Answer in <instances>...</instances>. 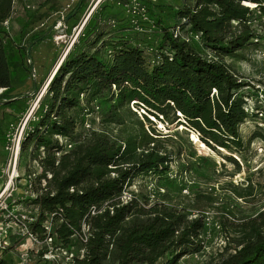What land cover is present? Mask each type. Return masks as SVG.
<instances>
[{
  "label": "trees",
  "instance_id": "1",
  "mask_svg": "<svg viewBox=\"0 0 264 264\" xmlns=\"http://www.w3.org/2000/svg\"><path fill=\"white\" fill-rule=\"evenodd\" d=\"M49 1L13 36L5 21L17 0H0V102L14 115L24 114L32 99L19 91L33 78L28 50L53 33L52 25L32 27ZM256 10L264 14V0H193L175 10L180 28L157 22L164 34L155 46L108 40L104 8L94 10L24 128L22 157L38 166L24 174L31 193L21 203L33 211L30 231L44 239L49 225L62 245L77 237L83 253L74 264H180L200 252L204 215L192 217L187 206L151 202L135 192L124 200L122 194L136 177L167 173L174 160L173 141L146 126L152 117L184 125L213 151L230 153L226 157L237 166L235 155L244 157L254 137L264 141L262 130L244 138L242 124L264 110L248 109L246 90L253 85L225 60L261 37L251 26ZM184 28L191 38L179 33ZM95 106L103 111L104 128L80 130ZM0 142L9 143L1 127ZM241 191L236 189L240 197L250 194ZM242 232L233 253L206 264H264L262 224L252 219ZM0 264H14L10 250Z\"/></svg>",
  "mask_w": 264,
  "mask_h": 264
},
{
  "label": "rangeland",
  "instance_id": "2",
  "mask_svg": "<svg viewBox=\"0 0 264 264\" xmlns=\"http://www.w3.org/2000/svg\"><path fill=\"white\" fill-rule=\"evenodd\" d=\"M45 1L17 0L14 4V14L8 24L10 33L18 36L28 17ZM79 1L51 0L36 14L37 18L32 27L38 28L41 22H45L43 28L50 29L52 25L54 29L48 38L31 48V61L27 54L26 60L33 72V78L29 79L19 91L32 98L28 110L24 114L14 115L10 107L0 102V127L6 129L9 142L5 144L0 142V194L5 192L1 200L15 205L16 207H13L15 213L32 215V209L21 203L22 198L31 193L28 191L29 180L24 174L28 166H35L38 169L36 162L33 163L30 159L22 157L20 146L24 128L38 108L40 99L47 90V86L45 89L44 86L53 70L67 50L77 41V35L87 21L88 14L99 7L104 8L107 30H111L107 37L110 41H118L125 37L138 43L146 41L145 45L142 43L143 46H155L164 34L157 22L166 23L170 26V30L180 28L182 22L176 16L175 10L193 2V0H140L146 5L147 15L136 18L137 25H134L130 15L121 10L115 0L100 2L86 0L84 8L78 10ZM26 4L33 6L34 9H26ZM245 4L256 6L251 2ZM94 6L96 8L93 10ZM256 13L257 19L251 22V26L261 37L253 40L235 56H227L225 60L237 74L253 85L251 89L246 90L249 94L248 109L252 110L258 106L264 110V14H260L258 10ZM179 33L185 35V38L193 36L186 31V28L180 29ZM197 40L198 38L194 43L199 45ZM205 51L209 52L208 49ZM133 108L138 109L139 115L144 112L141 108ZM89 116L90 121L87 123L97 130L104 128L101 108ZM152 119L153 125L146 121V126L150 130L156 128L161 133V137H168L165 139L173 141L174 160L170 170L162 176L136 177L131 185L124 188L122 195L126 200L132 192H135L147 197L151 202L165 200L187 206L192 217L204 215L206 223L203 234L204 248L200 252L182 257L180 264H206L219 261L229 253H233L244 233L242 232L244 224L252 219L262 224L264 231V141L260 137H254L244 157L235 155L240 162V166H237L226 157V154L230 153L213 151L199 141L195 132H189L184 125L160 122L154 117ZM85 128L88 127L80 126V130ZM259 130L264 131V115L261 116L260 113L259 117L249 119L241 126L245 140ZM62 141L66 140L62 139ZM69 144L66 142L67 148H71L68 147ZM169 145L173 146L171 143ZM9 181L10 186L5 191ZM235 188L244 192L248 188L250 194L240 197ZM12 225L7 237L0 240V255L6 249L10 250L14 264H23L19 257L25 248L31 251L33 261L37 264H72L74 256L83 253L81 241L76 239L77 237L72 240V245H62L53 240L51 244H47L49 247L40 246L29 235L20 233L19 224ZM47 248L50 253L44 257L41 253Z\"/></svg>",
  "mask_w": 264,
  "mask_h": 264
},
{
  "label": "built area",
  "instance_id": "3",
  "mask_svg": "<svg viewBox=\"0 0 264 264\" xmlns=\"http://www.w3.org/2000/svg\"><path fill=\"white\" fill-rule=\"evenodd\" d=\"M115 1H116L118 6L123 7L125 12H127L130 15V18H131L134 25H137V19L136 18L142 17V16L146 17V15H147L146 5L143 4L140 0H115ZM152 1H155V0H152ZM25 8L28 10L34 9V7L29 5V4H26ZM91 12L89 14H92ZM89 14L87 17L88 19L90 17ZM9 20L5 21V24L7 26L9 24ZM86 22L87 21H85L84 24L82 25L77 36H79L80 33L82 32ZM108 23L110 24V21ZM44 24H45V22H41L40 27H38V28H42L44 26ZM194 36L196 38H198V35H194ZM150 49L152 50L151 47H150ZM97 109H99V106H95V110H97ZM87 122H89V121H87ZM86 126L88 128L91 127V125L89 123H86ZM68 147H71V144H69ZM4 193L5 192L0 194V216L2 217V219L0 220V240L4 239V237H7V235H8L7 233L11 230V228L13 226L12 224L17 223V224H19L20 233L22 235H29V237L33 241H35L36 243L40 244V246H47V244H51L54 240L53 236L50 233L51 227L49 225L46 226L47 235L44 239H41L40 237L37 236V234L31 232L28 223H29V221H31L33 219V217L29 214L27 215L26 213H19V212L15 213V208H13V207H16L15 205L10 206L11 202L7 203L6 200H1V196ZM91 212L93 214L96 213L97 212L96 208L93 207ZM47 247H49V246H47ZM42 252H43L42 255H44V257L46 256L47 253H50L48 248L46 249L45 252H44V250ZM19 258H20V260H22L23 264H37L33 261L31 251L28 248L23 249V251L20 253ZM47 258L49 259V257H47ZM72 264H74V261L72 262Z\"/></svg>",
  "mask_w": 264,
  "mask_h": 264
},
{
  "label": "bare ground",
  "instance_id": "4",
  "mask_svg": "<svg viewBox=\"0 0 264 264\" xmlns=\"http://www.w3.org/2000/svg\"><path fill=\"white\" fill-rule=\"evenodd\" d=\"M101 0H99L98 2H100ZM98 4V3H97ZM95 6H97V5H95ZM93 7L92 9L94 10L96 7ZM93 12V11H92ZM87 19V18H86ZM58 65H59V63H58ZM34 67V66H33ZM35 69V68H34ZM57 69H58V66L57 67H55V69L53 70V73L50 75V77H49V83H50V81H51V79H52V77H53V75L55 74V72L57 71ZM48 86V85H47ZM44 92H45V90H44ZM197 136V135H196ZM196 139V138H195ZM200 141V140H199ZM203 144V143H202ZM11 179V178H10ZM10 186V181L7 183V188L5 189V191L8 189V187Z\"/></svg>",
  "mask_w": 264,
  "mask_h": 264
},
{
  "label": "water",
  "instance_id": "5",
  "mask_svg": "<svg viewBox=\"0 0 264 264\" xmlns=\"http://www.w3.org/2000/svg\"><path fill=\"white\" fill-rule=\"evenodd\" d=\"M70 50V49H69ZM69 50H67V52H66V54L68 53V51ZM31 51H32V49L30 48L29 50H28V58H30V61H31ZM66 54H65V56H66ZM65 56L61 59V61L59 62V65H58V67L60 66V64L62 63V61H63V59L65 58ZM54 76V75H53ZM53 78V77H52ZM49 83V81H47V83L45 84V86H44V89L46 88V86H47V84ZM43 89V90H44Z\"/></svg>",
  "mask_w": 264,
  "mask_h": 264
}]
</instances>
